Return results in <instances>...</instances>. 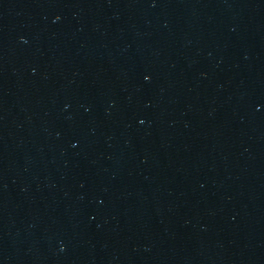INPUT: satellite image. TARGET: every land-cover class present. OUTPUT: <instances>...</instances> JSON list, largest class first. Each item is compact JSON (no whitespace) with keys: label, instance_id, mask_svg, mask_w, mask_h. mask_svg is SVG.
Listing matches in <instances>:
<instances>
[{"label":"water","instance_id":"95a60500","mask_svg":"<svg viewBox=\"0 0 264 264\" xmlns=\"http://www.w3.org/2000/svg\"><path fill=\"white\" fill-rule=\"evenodd\" d=\"M0 264H264V0H0Z\"/></svg>","mask_w":264,"mask_h":264}]
</instances>
